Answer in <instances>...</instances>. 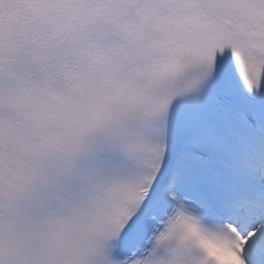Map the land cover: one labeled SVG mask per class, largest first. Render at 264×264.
Listing matches in <instances>:
<instances>
[{"label": "snow or ice", "instance_id": "snow-or-ice-1", "mask_svg": "<svg viewBox=\"0 0 264 264\" xmlns=\"http://www.w3.org/2000/svg\"><path fill=\"white\" fill-rule=\"evenodd\" d=\"M0 264H264V0H0Z\"/></svg>", "mask_w": 264, "mask_h": 264}]
</instances>
